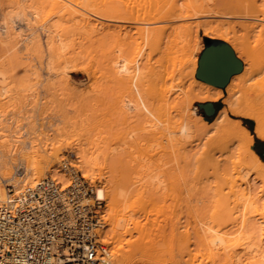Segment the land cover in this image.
Instances as JSON below:
<instances>
[{"label": "bare ground", "instance_id": "6f19581e", "mask_svg": "<svg viewBox=\"0 0 264 264\" xmlns=\"http://www.w3.org/2000/svg\"><path fill=\"white\" fill-rule=\"evenodd\" d=\"M228 1L0 0V47L21 51L36 43L30 38L33 32L27 35L17 26L15 21L18 19L24 22L25 30L30 22L43 29L48 62L51 58L56 65L68 64V68L80 69L82 52H100L103 76L120 92L112 104L116 117L123 121L129 117L137 118L161 150H169L172 154L169 166L162 156L155 157L161 166L157 172L153 171L152 165L133 164L132 159L124 161L117 157L112 160L115 154L98 146L76 150L74 161L65 160V164L89 182L99 180L94 185L93 197L104 202V207L97 232L111 264H163L166 256L171 264H190L199 253L206 255V261L210 258L211 263L217 260L226 264L233 259V262L245 261L244 264H264L260 259L264 253L261 244L264 226L257 225L264 223V204H258L261 195L254 188L258 183L259 192L264 194V160L253 149V135L239 120H252L254 135L264 140V80L257 87L252 85L255 88L247 85L264 64V0H236V6L220 12L226 18L253 20V23L247 22L250 32L242 37L234 36L233 31L231 35V27L216 19L219 14L210 15L215 11L208 8L228 4ZM253 9L261 16L248 13ZM52 10L57 13V24H48L42 16L43 12ZM199 18L203 20L190 22ZM65 24L68 25L63 27ZM198 27L203 28L205 37L229 43L236 57L243 62L242 72L230 78L225 93L198 79H194L186 90L170 83L167 85V81L158 87L154 85L150 91L145 88L147 78L159 71H155L150 62L149 50L159 46L164 48L160 59L166 67L179 64L178 70L184 67L192 78L197 62L190 60L191 47L184 43ZM6 60L7 55L0 54L1 98H6L9 91V77L1 68ZM59 73H63V69ZM190 96L200 102L221 100L224 107L209 121L187 101L185 104V98ZM2 113L0 131H5L8 123L3 124L7 118L4 117L6 113ZM228 113L236 118H231ZM7 127H11V123ZM11 128L12 133L9 129L8 134H4L6 131L0 133V202L12 198L24 185L34 184L43 175L66 186L67 174L58 166L44 171L39 164L38 168L37 159L41 155L38 156L37 148L26 136H23L27 139L24 141L14 138ZM211 131L213 136L209 134ZM53 155L56 162L62 160L56 153ZM46 156L48 161L50 155ZM105 169L100 171L101 177H96V171ZM208 177L215 179V185L209 188L213 199L209 211L201 215L191 213L192 222L183 220L178 208L189 200L194 184ZM171 183L175 185V203L168 209L160 195L162 188ZM7 186H12L13 194H7ZM157 215H162V224H156L152 218ZM227 222L234 229L220 233L218 228ZM133 234H138L136 241H130ZM236 247H242L244 254L236 253Z\"/></svg>", "mask_w": 264, "mask_h": 264}, {"label": "rangeland", "instance_id": "374dc122", "mask_svg": "<svg viewBox=\"0 0 264 264\" xmlns=\"http://www.w3.org/2000/svg\"><path fill=\"white\" fill-rule=\"evenodd\" d=\"M235 1L236 0H229L228 4H216V6L210 7L208 9H212L215 11L214 14H211L210 12L211 16H216L217 14H219L221 17L217 16V18H215L227 23L229 28L231 27V30L228 28V31L230 30L231 35V31H233V33H235L234 36L236 35L242 37V34L244 35L245 33L248 34V32H250L248 31L247 24L249 23L248 21L251 22V20L238 19L234 16L226 18L224 14L220 13L224 12L225 9H231L232 7L236 6L237 4H235ZM248 13L251 15L261 16V13L256 9L248 10ZM42 16L48 22V24L58 23L57 13H54V10L48 12L45 11L43 12ZM202 20L203 18L192 19L190 20V22L193 21L192 23H197ZM15 23H17V26H20L21 29H23L27 35L30 34V32H33V35H31L30 38L32 37L33 43H36H34L32 47L26 48V50L22 49L21 51H13L9 50L8 47H0V54L5 53L7 55V60L3 63L1 68L7 73L9 77L7 82V88L9 91L5 94L7 97H0V112L7 114H5L4 116L5 118H7L5 119L6 121L10 119V121H4L3 123H8V125L5 124L7 129L11 128L15 124V129L13 127L11 129L14 132H16L17 130L18 132L16 133L19 136L13 132V134L11 135H13L14 138L16 137L19 141H21L22 139L24 141L27 138L31 140L32 144H34L35 148H37L40 153H38V156H42H39L38 158L40 161L37 159L38 168L39 164L43 166L40 167L42 169L44 168V171L48 170L47 168L55 166H58L60 168L62 163L67 161H74L76 150H88L92 146H98L100 149L102 148L101 150L113 152L115 155L111 157L112 160L118 157L124 159V161H131L132 159L134 161H132L133 164H138L142 162V164L152 165L151 168L154 172H157L161 169V166L159 163L156 162L155 157L157 159L159 156H162L164 158V162L168 163L167 166L170 165V161L172 158V154H170V151L166 150L168 153L166 151H162L157 141L154 142V140L151 139V136H148V134H146L147 131L144 129L143 124H141L140 121L137 120V118L129 117L128 119L123 121L118 119L114 114L112 110V104L120 92H117L118 89L116 88V86L107 82L106 78L103 76L104 70L101 67L102 59L100 57V52H93L91 54H87V52H82L80 58V69L71 67L68 68V64L56 65L53 62V59L51 58H49L50 61L48 62L46 46L45 43H43L46 40V34H43V29L39 27L38 24L33 22V24L30 22V27H26V30L24 29V22L22 23V21L17 19ZM251 23H253V20ZM33 25L34 27H31ZM67 25L65 24L63 25V27ZM194 30L186 38L184 44L191 47V56H189L190 60L197 62L202 50L204 49V39L207 37L203 35L202 27L195 28ZM37 34H40V36H38ZM35 36L38 37V39H36ZM227 44L230 45L229 43ZM163 49V46H159L157 48H152L149 50V52L151 53L150 62L153 63V65L155 66V71H159L155 75L147 78L148 83H146L145 88L150 91L153 87H158L160 84L167 81V85L171 84L172 86H181V88H184H182L183 90H186L190 85H192V81L196 79V70L193 72L191 78L190 75L187 74V69L185 70L184 67L181 69L184 72L180 69L178 70L179 64L178 66L174 65V67H172V65L166 67V64L163 62V60L160 59L161 52ZM37 50L41 51L40 53L42 54H40ZM52 62L54 63L53 66ZM188 63L190 62L188 61ZM241 63L243 66L242 61ZM62 69L63 73H59ZM55 74L58 76H56ZM163 78H165V81L162 80ZM30 79H33L34 82H29L32 81ZM263 80L264 64L262 65L261 69L257 72V74H254L247 81V85L250 86V88H255V86H258L259 83H261V81ZM221 90H223L225 93V88ZM27 95L30 96L27 97ZM25 98L27 99L25 100ZM186 98L185 104L187 101V103H189V106L195 107L197 113L202 114L201 110L197 107V103L204 102H200L192 96L188 97L187 100ZM219 102L221 106L224 107L223 102L221 100ZM228 115L231 118H236L230 113H228ZM13 119L15 121H13ZM9 122L11 123V127H7L10 126ZM16 124L20 125V127H18V125ZM7 129L5 130L7 133H4L5 131L3 130H1L0 133L2 131V134L10 133L11 130L9 129V131ZM140 132H142L143 134ZM209 134L213 136L214 132L211 131ZM23 136H26V138L24 139ZM93 147L91 149H93ZM256 148L258 151H264L263 145L261 144H257ZM115 149L117 150V154L115 152ZM152 152L157 153L152 154ZM53 153H56V157L58 156L57 158L62 159L63 161L59 160V162H56V160H54L55 154L53 155ZM46 155H50L48 157V161L46 159ZM135 155H137V157H135ZM147 158H149L150 161ZM51 160L54 161L52 162ZM38 162H43V164ZM100 171L104 172L106 171V169L96 171V177H101ZM43 177L45 176H40L39 179ZM213 179V177H208L206 180L205 178H203L201 181L199 180L200 182L198 181L195 184H191V186H193L194 184L195 187L193 186L194 189H192L191 191V196L189 200H187L185 203L182 204V206H180V208H178L179 213L184 216L183 220L187 219L188 221L192 222L193 220L190 218L191 213L201 215L202 213L209 211L211 207V201L213 200L211 198V190L209 188L215 185V179ZM98 181L96 179V181L91 183L95 185L98 184ZM173 187L175 188V185L171 183L168 184L166 187L164 186V188H162L161 190L162 192L160 196L164 199L166 206H168V209L169 206L171 207L175 203V192ZM254 188L259 193L258 195H261L258 204L263 205L264 194L259 192L260 188L258 186V183L255 184ZM167 213L165 212V215H167ZM152 218L155 219L156 224H162V222L160 221L163 218L162 215L153 216ZM231 225V223L227 222L223 227L218 228V230L220 233L232 231L234 229V226ZM257 225H262L261 227H263L264 223ZM128 238L129 237H126V239ZM137 238L138 234H133L132 237H130V241H136ZM263 238L264 234L262 235V239ZM263 243L264 239L261 242V244L264 246ZM107 246L106 247L108 249L109 245ZM235 252H239L238 254L240 255L244 254L242 247H236ZM199 254L197 255L199 256ZM262 255L263 257H260V259L264 260V253ZM198 256L196 258H193L192 260L194 261L191 260L193 263L190 262V264L223 263L222 261L219 262L217 260H213L211 263L210 258L207 261L205 260L207 258L206 255H202L203 258H199L202 256ZM165 258L166 259L163 264H171L169 258L167 256ZM202 260H205L207 263ZM229 262L230 263L226 262V264L245 263V261L233 262V259L232 261L229 260Z\"/></svg>", "mask_w": 264, "mask_h": 264}, {"label": "built area", "instance_id": "2783aa9c", "mask_svg": "<svg viewBox=\"0 0 264 264\" xmlns=\"http://www.w3.org/2000/svg\"><path fill=\"white\" fill-rule=\"evenodd\" d=\"M60 168L66 186L45 176L0 202V264H111L97 232L104 202L81 173Z\"/></svg>", "mask_w": 264, "mask_h": 264}, {"label": "water", "instance_id": "95a60500", "mask_svg": "<svg viewBox=\"0 0 264 264\" xmlns=\"http://www.w3.org/2000/svg\"><path fill=\"white\" fill-rule=\"evenodd\" d=\"M242 71V63L236 57L230 45L218 39H204L195 71V78L217 88H225L230 78ZM205 116H213V102L197 103ZM264 154V151H263Z\"/></svg>", "mask_w": 264, "mask_h": 264}, {"label": "trees", "instance_id": "16d2710c", "mask_svg": "<svg viewBox=\"0 0 264 264\" xmlns=\"http://www.w3.org/2000/svg\"><path fill=\"white\" fill-rule=\"evenodd\" d=\"M213 106H214V108H215V113H214L213 116H210V117L205 116L204 113H203V111L201 110V113L203 114V116L205 117V119H207V120H209V121L212 120V119L216 116L217 112H218V111L221 109V107H222L219 101H217V102H213ZM239 120L242 122V125H243L244 127H246L247 130L250 131L251 135H253L254 143H255L253 149H254V151L256 152V154H257L262 160H264V154H263V152L258 151L257 148H256V145H257V144H261V145L264 146V140H260V139H258V138L254 135V133H253V122H252V120L245 119V118H239Z\"/></svg>", "mask_w": 264, "mask_h": 264}, {"label": "crops", "instance_id": "0c3cea01", "mask_svg": "<svg viewBox=\"0 0 264 264\" xmlns=\"http://www.w3.org/2000/svg\"><path fill=\"white\" fill-rule=\"evenodd\" d=\"M222 108H223V107H221V109H222ZM221 109H220V110H221ZM220 110H219V111H220ZM219 111H218V112H219ZM218 112H217V113H218ZM263 148H264V146H263Z\"/></svg>", "mask_w": 264, "mask_h": 264}]
</instances>
